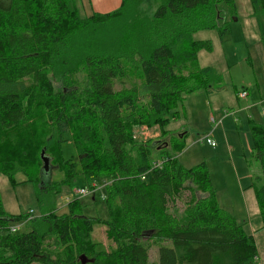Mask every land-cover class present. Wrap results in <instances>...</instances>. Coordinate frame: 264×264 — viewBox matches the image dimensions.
<instances>
[{"label":"trees","instance_id":"1","mask_svg":"<svg viewBox=\"0 0 264 264\" xmlns=\"http://www.w3.org/2000/svg\"><path fill=\"white\" fill-rule=\"evenodd\" d=\"M142 1L121 0L115 10L82 16L77 0H0V174L13 186L23 174L36 183L38 198L57 194L76 168L85 185L107 180L103 223L114 244L94 253L90 235L98 219L72 200L67 213L52 209L30 220L28 231L0 238V264H83L81 256L87 264H261L254 236L219 206L206 164L178 162L185 134L155 153L149 142L132 139L139 123L168 135L187 94L221 83L213 66L198 63L210 40L193 34L216 29L223 38L234 16L223 0H159L150 16L140 13ZM250 3L254 16L264 15V0ZM51 75H59L61 88ZM67 133L76 149L69 160L61 154ZM250 133L264 229V125L251 123ZM42 150L64 180H43L49 173ZM154 155L166 160L149 170ZM183 192L190 197L177 216L170 203ZM16 219L0 194V228ZM51 237L56 257L48 251ZM150 240L157 262L149 259Z\"/></svg>","mask_w":264,"mask_h":264},{"label":"rangeland","instance_id":"2","mask_svg":"<svg viewBox=\"0 0 264 264\" xmlns=\"http://www.w3.org/2000/svg\"><path fill=\"white\" fill-rule=\"evenodd\" d=\"M223 1L227 5V12L234 16L228 23L226 35L220 38L216 29L200 30L193 34L196 40H210L212 49L200 50L198 63L200 66H213L221 75V83L214 85L211 91L197 89L187 94L176 109L177 117L167 126L168 135L161 136L156 125L139 123L132 128V139L140 143L149 142L152 153H155L162 146L165 150H171L172 141L185 132V147L177 155L178 162L187 168L202 162L206 164L219 206L233 215L246 233L254 235L260 263L264 264V229L252 184L254 178L259 175L260 168L250 153V124L264 125V15L252 14L250 0ZM231 1L236 3V10L232 13ZM158 2L159 0H143L139 7L140 13L152 15ZM79 10L82 16L91 15L89 9ZM51 76L54 88H61L59 75ZM135 82L139 81L135 79ZM116 84V88L120 87L119 83ZM243 89L248 91V95L239 98L237 93ZM248 114L251 115L250 120L247 119ZM207 135L215 141V146L200 140ZM64 138L61 144L62 157L66 160L74 159L76 149L70 134H65ZM166 142L169 145L165 147ZM156 159H159L157 155L152 156V160ZM60 175L63 176L62 172L51 168L43 180L60 182L64 180L59 179ZM24 178L23 174H16L19 183L13 186L5 175L0 174V194L4 210L6 214L19 218L11 222L9 228H0V238L5 239L11 232L12 223L19 226L17 232L28 231L30 220L33 218L41 217L52 209L57 214L67 213L68 203L77 200L84 206L85 215L98 219L90 235L94 253L114 249L103 223V220L108 218V211L104 201L98 197L100 192L96 193L95 198L77 197L73 193L75 187L85 185L79 168H76L75 178L67 183L68 185L65 182L61 184L57 194L42 193L40 198L37 196L36 183L24 181ZM103 181L95 178L91 182L101 184ZM101 192L104 194L103 189ZM189 197L188 192H183L170 203L171 211L180 216ZM30 209L34 211L32 217L28 215ZM2 242L3 240H0V250L5 249ZM48 243V251L52 257L58 256L60 249L53 237ZM148 244L149 259L157 262L158 246L152 244V240ZM87 262L84 258L82 263Z\"/></svg>","mask_w":264,"mask_h":264},{"label":"built area","instance_id":"3","mask_svg":"<svg viewBox=\"0 0 264 264\" xmlns=\"http://www.w3.org/2000/svg\"><path fill=\"white\" fill-rule=\"evenodd\" d=\"M248 95V91L243 89L241 90L240 92L237 93V96L239 98H245L246 96ZM219 122H221V120H219ZM200 140H204L206 141L208 144H210L211 146H215L216 143L214 140H212L208 135L201 138ZM166 160L165 157H159V159H156V160H153L151 162V166L149 168V170H152V169H158V168H161L164 161ZM141 179L144 180L145 179V173L141 175ZM108 182L106 181H103L101 184H97V183H92L90 182V184L88 185H84V186H78V187H75L73 189V193L75 194V196L77 197H82V196H92L93 198H95L96 196V193L100 192L98 197L100 200H104L105 199V196L104 194L101 192L102 189H104V186L107 184ZM28 215L29 217L32 215H34V211L32 209H30L28 211ZM31 219V218H30ZM19 229V226H16L14 225L13 223L10 225V231L15 233L17 232L16 230Z\"/></svg>","mask_w":264,"mask_h":264},{"label":"crops","instance_id":"4","mask_svg":"<svg viewBox=\"0 0 264 264\" xmlns=\"http://www.w3.org/2000/svg\"><path fill=\"white\" fill-rule=\"evenodd\" d=\"M77 2L79 9H89L91 11V14L93 12H110L112 10L117 9L121 4V0H77ZM262 112H264V108L262 109ZM247 119L250 120L251 115L248 114ZM183 134H185V132L181 133L178 137L181 138Z\"/></svg>","mask_w":264,"mask_h":264},{"label":"water","instance_id":"5","mask_svg":"<svg viewBox=\"0 0 264 264\" xmlns=\"http://www.w3.org/2000/svg\"><path fill=\"white\" fill-rule=\"evenodd\" d=\"M40 156H41V160H42V169H43L44 173L48 174L50 171V159L47 155H45L44 150L41 151ZM81 259L83 262L84 257L81 256Z\"/></svg>","mask_w":264,"mask_h":264}]
</instances>
